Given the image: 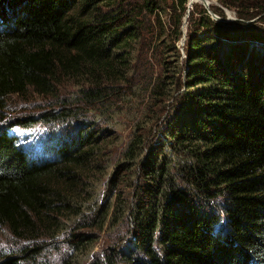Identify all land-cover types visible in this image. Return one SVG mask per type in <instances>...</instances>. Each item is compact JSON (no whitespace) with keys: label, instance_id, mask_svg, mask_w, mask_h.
Wrapping results in <instances>:
<instances>
[{"label":"trees","instance_id":"1","mask_svg":"<svg viewBox=\"0 0 264 264\" xmlns=\"http://www.w3.org/2000/svg\"><path fill=\"white\" fill-rule=\"evenodd\" d=\"M187 4L0 0V264H264V31L195 5L181 60ZM29 94L52 102L11 115Z\"/></svg>","mask_w":264,"mask_h":264},{"label":"rangeland","instance_id":"2","mask_svg":"<svg viewBox=\"0 0 264 264\" xmlns=\"http://www.w3.org/2000/svg\"><path fill=\"white\" fill-rule=\"evenodd\" d=\"M252 0H245L242 5L244 8H239V11H248L246 19H239L237 16L238 10L232 9L227 10L222 8L221 4L216 0H188V4L186 5V15L183 18V37L176 43V48L181 55V60L186 58V49H187V27L189 25V17L190 13L196 11L195 5L202 6L205 10L208 11L211 18L218 23H225L228 25L241 24L240 27L244 26L247 29H253L257 31H264V25L261 23L263 15H258V11L253 9ZM207 2V3H206ZM249 8V9H248ZM251 8V9H250ZM213 9H221L225 15L224 18L218 17L213 13ZM198 13H195V18ZM254 18V19H253ZM185 75V72L182 76ZM61 98L72 99L75 96V89L72 85H67L63 88ZM49 102L51 103V99L47 101H42L38 99L36 96L29 94V98L27 99H19L13 97L9 104V113L11 115H18L25 110L33 111L38 108V106H45V104ZM122 118V119H121ZM119 121L123 124L120 132L116 135L115 138L109 141L108 148L113 153H120L121 149H123L126 144V138L128 137L129 131L131 130V123L128 118L124 115L119 118ZM38 124L37 126H33L30 128H22V129H14L13 131L20 137V140L23 144L29 145L31 147L39 148L41 141L47 136V128L48 126ZM111 173V172H110ZM100 196L97 197L99 203L102 202L106 197L105 190H100ZM96 233V232H95ZM104 235H102V239ZM104 242V241H103ZM102 242V243H103ZM99 244V243H98ZM14 241L10 238L7 231H4L0 234V250L9 249L10 247H15ZM63 247L59 246L58 249L47 248L44 254L41 255L37 264H59L60 253L63 251ZM95 252H101V243L96 247Z\"/></svg>","mask_w":264,"mask_h":264},{"label":"bare ground","instance_id":"3","mask_svg":"<svg viewBox=\"0 0 264 264\" xmlns=\"http://www.w3.org/2000/svg\"><path fill=\"white\" fill-rule=\"evenodd\" d=\"M196 1V0H195ZM192 2H193V0H192Z\"/></svg>","mask_w":264,"mask_h":264},{"label":"water","instance_id":"4","mask_svg":"<svg viewBox=\"0 0 264 264\" xmlns=\"http://www.w3.org/2000/svg\"><path fill=\"white\" fill-rule=\"evenodd\" d=\"M206 1V0H205ZM207 3V2H206Z\"/></svg>","mask_w":264,"mask_h":264}]
</instances>
